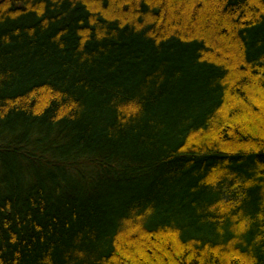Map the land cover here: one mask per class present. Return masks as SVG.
<instances>
[{"label":"trees","instance_id":"1","mask_svg":"<svg viewBox=\"0 0 264 264\" xmlns=\"http://www.w3.org/2000/svg\"><path fill=\"white\" fill-rule=\"evenodd\" d=\"M0 264H264V0H0Z\"/></svg>","mask_w":264,"mask_h":264}]
</instances>
